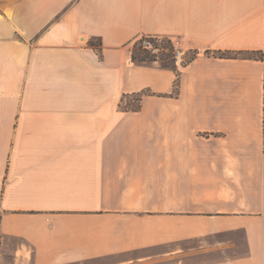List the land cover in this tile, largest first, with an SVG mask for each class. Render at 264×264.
Wrapping results in <instances>:
<instances>
[{"label":"crops","instance_id":"0c3cea01","mask_svg":"<svg viewBox=\"0 0 264 264\" xmlns=\"http://www.w3.org/2000/svg\"><path fill=\"white\" fill-rule=\"evenodd\" d=\"M143 35L197 55L134 62ZM7 237L21 264H264V0H0Z\"/></svg>","mask_w":264,"mask_h":264},{"label":"trees","instance_id":"16d2710c","mask_svg":"<svg viewBox=\"0 0 264 264\" xmlns=\"http://www.w3.org/2000/svg\"><path fill=\"white\" fill-rule=\"evenodd\" d=\"M145 35L141 36L133 46L132 50V59L134 62L137 63H152L158 61L161 66L169 67L174 70H178V65L175 63H169L167 61V57L174 56L175 45L171 38L166 37L162 41L163 50L160 55L154 54L148 48L143 46V38ZM93 45L97 51L101 54V38H98L97 41L91 40L89 42ZM207 53L210 51L207 50ZM213 54L219 57H242V58H255V59H262L263 58V51H253V50H214ZM197 55L196 52L190 56V58L183 64L189 63L195 56ZM179 71V70H178ZM152 93L149 89H144L140 92H135L133 94H125L121 99L120 106L124 110H140L142 107V99L145 94ZM179 93V76L175 83V90L172 95H177ZM130 96H136L134 100H126V104H124L125 98Z\"/></svg>","mask_w":264,"mask_h":264},{"label":"rangeland","instance_id":"374dc122","mask_svg":"<svg viewBox=\"0 0 264 264\" xmlns=\"http://www.w3.org/2000/svg\"><path fill=\"white\" fill-rule=\"evenodd\" d=\"M162 38L165 39L166 37L162 36ZM177 50H181L182 52H184V60L183 62H181L182 64L185 63L190 58L191 55H193V52L186 53L182 48H177V47H175L174 55L177 52ZM167 61L169 63H175L176 57L169 56L167 57ZM135 98L136 96L135 97L130 96L128 98H125L124 104H126V100H134ZM20 244H21V240H19L16 237L5 238L3 243H0V264H21V255H20L21 252L19 250L17 252V249ZM112 263L113 260L109 261V264ZM91 264H99V263H91Z\"/></svg>","mask_w":264,"mask_h":264},{"label":"built area","instance_id":"2783aa9c","mask_svg":"<svg viewBox=\"0 0 264 264\" xmlns=\"http://www.w3.org/2000/svg\"><path fill=\"white\" fill-rule=\"evenodd\" d=\"M162 41H163L162 36L145 35V37L143 38V46L151 50L152 53L160 55V53L163 50V46L161 44ZM174 56L176 57L177 64H182L181 62H183L184 60V52H182L181 50H177Z\"/></svg>","mask_w":264,"mask_h":264}]
</instances>
